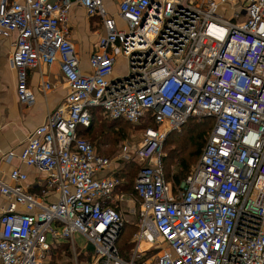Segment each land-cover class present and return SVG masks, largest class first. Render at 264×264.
<instances>
[{"label":"built area","instance_id":"1","mask_svg":"<svg viewBox=\"0 0 264 264\" xmlns=\"http://www.w3.org/2000/svg\"><path fill=\"white\" fill-rule=\"evenodd\" d=\"M73 5L95 20L90 73L81 71L71 38ZM12 34L19 102L35 99L28 69L55 63L67 94L17 154L3 155L43 172L44 187L30 192L18 168L12 184L0 175L7 199L0 264H45L64 240L85 254L75 235L92 247L76 264H150L138 261L149 248L159 251L153 264H264V0H0V38ZM119 58L127 68L115 75ZM95 109L111 120L149 115L155 123L133 149L139 229L128 258L116 245L124 218L113 196L121 180L110 173L112 159L79 135ZM204 116L214 122L199 161L173 191L163 142L189 117ZM51 191L57 199L45 200Z\"/></svg>","mask_w":264,"mask_h":264},{"label":"crops","instance_id":"2","mask_svg":"<svg viewBox=\"0 0 264 264\" xmlns=\"http://www.w3.org/2000/svg\"><path fill=\"white\" fill-rule=\"evenodd\" d=\"M69 19L71 38L79 55L81 71L90 73L91 68L88 58L93 51L97 35L90 37L88 34L95 31V20L88 18L84 9L78 5H73L69 13ZM14 38L15 34L8 38H0V175L5 183L12 184L9 173L13 168H18L27 174V179L24 182L27 189L36 195H41L44 187L42 185L44 173L37 170L34 166L23 164L17 156L6 161L3 155L10 150L17 154L28 134L63 102L67 94V87L59 72L57 63L51 66L28 69V84L34 93L35 99L30 106L21 104L16 95V73L10 64ZM126 68V60L119 58L114 74L122 75ZM45 83L50 84L51 87L44 88ZM88 127L81 128L79 135L85 138ZM110 170V173H113L121 180L120 185L114 192L116 196L124 180L122 176L115 173L116 170L113 167ZM43 198L47 201H55L57 195L55 191H51L49 196L47 195ZM6 203V197L0 194V213ZM127 222L124 218V224ZM88 246L90 247L91 245L87 243V245L79 248L76 244V248L80 250L86 248V255L84 254L86 257H89V252L92 251V248L90 249Z\"/></svg>","mask_w":264,"mask_h":264},{"label":"rangeland","instance_id":"3","mask_svg":"<svg viewBox=\"0 0 264 264\" xmlns=\"http://www.w3.org/2000/svg\"><path fill=\"white\" fill-rule=\"evenodd\" d=\"M221 12L224 16H235L232 11V14L230 13V10H222ZM234 18L237 19L236 17ZM88 35L94 37V35H97V32L92 31V33H89ZM98 116L99 117L93 121L95 123H92L91 126L93 129L90 134H94V139L100 135V131L98 130L99 123H101V121H106L99 114ZM114 123L116 124V127L125 129V135L119 137V140L113 141L112 137H115V135L110 136L109 134H106L104 136L105 142L95 143L94 141L93 143L98 151L109 159H112V167L117 172H120V176L125 179L127 178V174H135L136 170L140 167L132 150L139 145V142H141L143 138V129L138 127V125H132L125 122L114 121ZM212 124L213 121L211 119L205 117H191L168 132L163 142L161 156L163 170L165 175L168 176L167 178H170L171 175L179 171V161L188 159L192 162L189 173L181 179L179 184L172 182L171 179L169 180L172 184L173 191H176L183 185L185 179L191 174L192 170L197 165L200 157V153L196 156L198 145L201 144L202 151ZM87 138L91 137L88 135ZM125 143L129 144L132 147V150L123 151L122 147ZM113 197L117 199L118 210L128 221L125 226V233L131 232V239L133 240L135 233L139 229V202L131 192H117V195H114ZM74 240L79 248L86 245L85 240L78 235H75ZM133 245L131 248L125 250L127 252V257L132 253L131 249ZM146 247H148L147 244L143 245V248ZM89 248L91 249L92 247L90 246ZM158 252L157 248H149L144 254H142L138 261L145 260L150 262V264H153ZM75 257L78 258V260L89 258L84 254H75L70 241H60L54 249H50L48 253H46L45 264H76Z\"/></svg>","mask_w":264,"mask_h":264},{"label":"trees","instance_id":"4","mask_svg":"<svg viewBox=\"0 0 264 264\" xmlns=\"http://www.w3.org/2000/svg\"><path fill=\"white\" fill-rule=\"evenodd\" d=\"M98 114H99V110L95 109L93 111V119H92L91 125L86 130L85 138L95 147L96 151L99 154H102V153L97 150L96 146L93 143L94 141H95V143H103V142H105L104 136L106 134H109L110 136L115 135V137H112L113 138V141H115V140H119V137H122L126 133L125 132V129L120 128V127H116V124L114 123V121H120V122H125V123H128V124H132V125H138V127H140L141 129H143V131L147 127H154L155 126V123L153 122V119L149 115H147L144 118H142L138 123H131V122L125 121V120H111V119H108V118L104 117L103 115H100L99 114L106 121H101V123H99L98 130L100 131V135H99V137H97L96 139H94L93 138L94 137V134H92V135L90 134V133H92V129H93L91 126H92V123H95L93 121L97 117H99ZM204 117L205 118H208V119H211L214 122L213 117H211V116H204ZM189 118H191V117H189ZM88 135L91 138H87ZM201 147H202L201 144H199L198 145V151L196 153V156L199 155V153L201 154ZM130 150H132V149H130ZM102 155H104V154H102ZM191 164H192V162L189 161L188 159L179 161V163H178L179 171H177L176 173H174L173 175H171L170 178H167L168 176L165 175L166 179L167 180H170L171 179L172 182L179 184V182L181 181V179L184 176H186L187 173H189V171L191 169ZM137 171L138 170H136L135 174H132V175L127 174V178L123 179L124 181H123V184L120 186L121 188H120L119 192H122V191H125L127 193L131 192L135 196V198L137 199V201L139 202V198H138V196L136 194V191L134 189V184H133L134 183L135 176L137 174ZM115 173L117 175H120V172H117L116 171ZM164 174H165V172H164ZM125 226H126V224H124V226H123V228H122V230L120 232V235H119V237L117 239V242H116V245H117V247L119 249V252H121L120 255L123 258H127V252L125 250L131 248V246L133 245V240L131 239V232L125 233V231H126ZM56 245H57V243H54L52 245L51 250L54 249L56 247Z\"/></svg>","mask_w":264,"mask_h":264},{"label":"bare ground","instance_id":"5","mask_svg":"<svg viewBox=\"0 0 264 264\" xmlns=\"http://www.w3.org/2000/svg\"><path fill=\"white\" fill-rule=\"evenodd\" d=\"M142 245H144V243H142Z\"/></svg>","mask_w":264,"mask_h":264}]
</instances>
